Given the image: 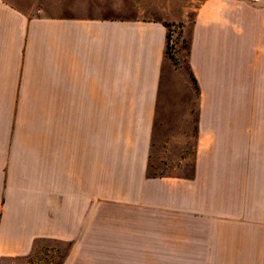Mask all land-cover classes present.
I'll return each mask as SVG.
<instances>
[{
	"label": "crops",
	"instance_id": "0c3cea01",
	"mask_svg": "<svg viewBox=\"0 0 264 264\" xmlns=\"http://www.w3.org/2000/svg\"><path fill=\"white\" fill-rule=\"evenodd\" d=\"M123 4L0 0V264L48 241L60 264H264V34L238 0ZM173 76L198 92L197 222L165 220L190 179L149 174Z\"/></svg>",
	"mask_w": 264,
	"mask_h": 264
},
{
	"label": "rangeland",
	"instance_id": "374dc122",
	"mask_svg": "<svg viewBox=\"0 0 264 264\" xmlns=\"http://www.w3.org/2000/svg\"><path fill=\"white\" fill-rule=\"evenodd\" d=\"M149 3L150 0H124L119 11L115 7H110V14L114 11L126 15L155 14V8L160 6H150ZM238 11L242 15L251 16L253 29L261 30L262 35L264 34V0H238ZM180 29L179 23H170L168 54L174 58ZM195 90L188 88L180 79L173 76L170 81L164 82L160 97L149 174L190 179L186 191L188 197L177 200L168 195L164 199L166 206L179 205L181 208L180 213L166 216L165 220L168 221L200 220L196 214L195 143L198 92ZM208 220L211 221L206 217L205 221ZM67 250V243L49 241L41 243L28 264H60Z\"/></svg>",
	"mask_w": 264,
	"mask_h": 264
},
{
	"label": "trees",
	"instance_id": "16d2710c",
	"mask_svg": "<svg viewBox=\"0 0 264 264\" xmlns=\"http://www.w3.org/2000/svg\"><path fill=\"white\" fill-rule=\"evenodd\" d=\"M167 24H168V27H169V31H168V40H169V38H170V23L168 22ZM167 51H168V45H167Z\"/></svg>",
	"mask_w": 264,
	"mask_h": 264
}]
</instances>
